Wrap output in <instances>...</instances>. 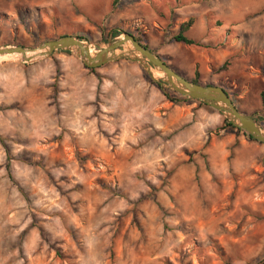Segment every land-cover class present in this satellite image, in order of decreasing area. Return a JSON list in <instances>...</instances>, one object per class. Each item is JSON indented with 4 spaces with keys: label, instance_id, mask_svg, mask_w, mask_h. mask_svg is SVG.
<instances>
[{
    "label": "rangeland",
    "instance_id": "rangeland-1",
    "mask_svg": "<svg viewBox=\"0 0 264 264\" xmlns=\"http://www.w3.org/2000/svg\"><path fill=\"white\" fill-rule=\"evenodd\" d=\"M187 19V36L204 23L208 42L171 41ZM111 29L141 35L187 80L195 54L222 45L228 66L199 83L264 117V0H0V47L67 34L99 49ZM56 55L68 56L33 62L35 83L22 80L28 63L0 59V264H264V144L155 85L166 106L153 118L125 61L100 74L106 97L99 85L75 104Z\"/></svg>",
    "mask_w": 264,
    "mask_h": 264
},
{
    "label": "water",
    "instance_id": "water-1",
    "mask_svg": "<svg viewBox=\"0 0 264 264\" xmlns=\"http://www.w3.org/2000/svg\"><path fill=\"white\" fill-rule=\"evenodd\" d=\"M55 51H69L87 69L99 68L117 61L136 63L154 83L163 89L171 90L188 100H197L216 110L233 127L241 129L255 141L264 144V127L251 116L240 112L223 88L187 80L167 65L159 55L137 42L128 32H121L117 37L110 35L108 41L99 49L92 48L85 38L65 35L44 41L31 48L18 45L1 46L0 57L17 54L22 62L33 63ZM262 163L264 165V156Z\"/></svg>",
    "mask_w": 264,
    "mask_h": 264
},
{
    "label": "crops",
    "instance_id": "crops-1",
    "mask_svg": "<svg viewBox=\"0 0 264 264\" xmlns=\"http://www.w3.org/2000/svg\"><path fill=\"white\" fill-rule=\"evenodd\" d=\"M202 23L198 29L199 33L197 38L188 37L187 34L189 33V29L186 32V36L192 40H194L196 43H206L208 42L207 36H206V30H204ZM87 40V39H86ZM88 41V40H87ZM181 43V42H178ZM188 46V45H187ZM196 46V45H195ZM215 49H222V45L219 48H213L209 47L208 51L200 50L199 53L195 54L194 57V66L191 74V78L188 80L194 78L195 72L198 73V81L202 74H206V70L209 71V73H219L217 70L218 68L223 64V62L229 58V52L225 51L221 53L220 55H217V53H214L213 50ZM158 55H167L164 53L163 50H159ZM57 56V55H56ZM55 56V59L61 63L64 67L61 76H60V83H67L70 86V89L65 90L62 89V93H68L70 97L74 99L75 104H84L85 102H91L93 98L96 97V91L101 85L103 88L101 89V98L106 97L107 92L104 88V85L102 83V78L100 74H104V67H106V64L100 68H97L95 73L89 72L84 66L82 65L81 61L73 54H68L67 57H64V55H58ZM129 62V61H125ZM132 65L128 66L129 68V74L134 77V80H132V84L130 85V92H134V99L141 98L140 103H138L139 106H143L145 109H147L150 112V116L153 118H158L163 114L164 112H160V107L166 106V103L163 101V99L159 104H154L153 98L157 95V89L154 85L149 83L143 76L141 68L139 65L133 62H129ZM170 67L174 71H178L175 67L174 63L168 62ZM26 68L30 72V74L27 77H22L23 82H29V83H35L38 79H40L43 76L42 73V65L41 63H28L26 65ZM70 70H69V69ZM52 73V71H49ZM221 72V71H220ZM178 73V72H177ZM89 74V75H87ZM98 75L100 78H98ZM225 75H223L224 78ZM49 78L51 79V75H49ZM88 81V83H86ZM62 88H65V85L62 86ZM142 97H145V100H142ZM88 99V101H85ZM137 104L134 103V105ZM160 106V107H159ZM169 106V104L167 105ZM171 108V106H169ZM173 109V108H172ZM171 109V113H173V110ZM163 126V125H162Z\"/></svg>",
    "mask_w": 264,
    "mask_h": 264
},
{
    "label": "trees",
    "instance_id": "trees-1",
    "mask_svg": "<svg viewBox=\"0 0 264 264\" xmlns=\"http://www.w3.org/2000/svg\"><path fill=\"white\" fill-rule=\"evenodd\" d=\"M193 25V20L192 19H187L186 21H183L179 24V27H178V31L175 35L172 36L171 38V41L173 42H181L185 45H188V46H191V45H196L198 46L199 43H196L194 40L188 38L186 36V32L192 27ZM110 35H112V37H117L120 35L121 32H126V31H122V30H118V29H111L110 31ZM133 36H134V39L143 44L146 48H149L147 44L144 43L143 41V38L141 35H136V34H133L131 33ZM67 34H63L61 36H65ZM79 37V36H78ZM79 38H83V37H79ZM150 49V48H149ZM151 50V49H150ZM152 51V50H151ZM55 52H60V53H63V54H71L69 51H55ZM54 52V53H55ZM54 53L50 54L49 57H52L54 55ZM228 60L226 59L223 64L218 68V72L220 71H223L225 69V66H228ZM104 66V65H103ZM102 67V66H101ZM85 68V67H84ZM100 68V67H99ZM87 69V68H86ZM97 68H90V69H87L89 72L91 73H95ZM142 71V74L144 75V77L148 80L149 83H151L152 85H155L157 88H159L160 90H162V93L163 95L166 97V99L171 102L172 104L174 105H182L184 103H192V102H196L198 106L200 107H204L208 110H212V108L204 105L203 103L197 101V100H188L186 99L184 96H181L171 90H168V89H163L162 87H160L158 84L154 83L147 75L146 73L141 69ZM98 78L99 75H98ZM189 81L191 82H194V83H199L198 81V73L195 72V76L194 78L190 79ZM205 85H210V84H205ZM228 94V92H226ZM260 101H261V104L264 106V90H261L260 91ZM228 96L230 97V95L228 94ZM251 116L252 118H254L260 125H262V127H264V117H255V116H252V115H249ZM223 123H224V127H222L223 129H231V130H237V131H240L242 132L245 136H247L249 139L251 140H254L252 139L247 133H245L244 131H242L241 129H237L235 127H233L229 121H227L226 119H223ZM255 141V140H254ZM0 144H2V146L5 148L6 150V153L8 154L7 156V159H6V164H5V167H6V170L10 171V158H9V152H8V149L5 147V145L3 144V140L1 139L0 137ZM225 261H226V264H229L228 260L225 258Z\"/></svg>",
    "mask_w": 264,
    "mask_h": 264
},
{
    "label": "bare ground",
    "instance_id": "bare-ground-1",
    "mask_svg": "<svg viewBox=\"0 0 264 264\" xmlns=\"http://www.w3.org/2000/svg\"><path fill=\"white\" fill-rule=\"evenodd\" d=\"M13 56H14V57H16V56H17V57H18V59H20V56H19V55H17V54H13V55H12V57H13ZM7 57H11V56H3V57H0V59H2V58H7Z\"/></svg>",
    "mask_w": 264,
    "mask_h": 264
}]
</instances>
